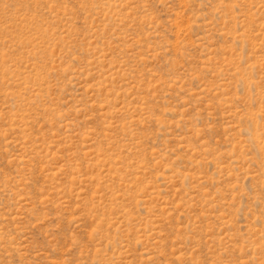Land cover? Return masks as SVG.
Segmentation results:
<instances>
[{
    "label": "rangeland",
    "instance_id": "374dc122",
    "mask_svg": "<svg viewBox=\"0 0 264 264\" xmlns=\"http://www.w3.org/2000/svg\"><path fill=\"white\" fill-rule=\"evenodd\" d=\"M0 264H264V0H0Z\"/></svg>",
    "mask_w": 264,
    "mask_h": 264
}]
</instances>
